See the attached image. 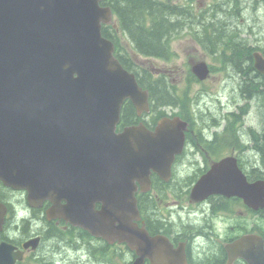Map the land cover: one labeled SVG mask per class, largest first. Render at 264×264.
Wrapping results in <instances>:
<instances>
[{
  "label": "water",
  "instance_id": "1",
  "mask_svg": "<svg viewBox=\"0 0 264 264\" xmlns=\"http://www.w3.org/2000/svg\"><path fill=\"white\" fill-rule=\"evenodd\" d=\"M98 1L0 0V181L27 189L30 202L39 203L58 190L71 197L76 209L101 184L103 208L111 211L116 174L127 188L123 206L129 205L134 198L128 176L139 177L141 170L146 175L151 168L168 172L180 149L173 145L164 150L167 156L155 154L153 140L164 135L175 144L182 136L165 123L153 134L137 127L114 132L123 99L145 109L147 93L112 56L111 42L101 37L100 20L107 21L110 10ZM254 55L264 72V59ZM194 71L203 78L208 70L200 62ZM79 144L84 146L80 155ZM216 171L213 167L204 175L193 193H233L230 182L223 180L230 174L217 176ZM238 179L234 192L249 199L254 209L262 207L264 183ZM56 209L51 214H60ZM4 213L0 203V223ZM134 231L125 224L124 238L130 244L136 243ZM232 247L246 257V237L227 246L229 251ZM6 248L0 244V253ZM262 251L254 245L249 264H264Z\"/></svg>",
  "mask_w": 264,
  "mask_h": 264
},
{
  "label": "flooded vegetation",
  "instance_id": "2",
  "mask_svg": "<svg viewBox=\"0 0 264 264\" xmlns=\"http://www.w3.org/2000/svg\"><path fill=\"white\" fill-rule=\"evenodd\" d=\"M237 1L239 11L246 12L244 0ZM232 2L220 0L216 11L217 20H222L217 25L220 32L216 41L228 46L234 40L227 33L228 30L232 33L233 25L223 20L229 17ZM212 58L221 63L217 67L219 75L224 74L216 95H207L199 101L204 88L196 91L195 104L189 102L185 112L187 125L182 151L172 161L170 179L165 181L151 172L148 191L139 192L138 196V225L150 236L160 237L165 245L169 243L173 252L164 246L162 256L145 257L141 264H247L238 257L230 258L225 245L252 233L257 215L263 219V229L257 228V233L264 241V209L255 214L236 195H210L204 200L190 197L197 179L223 158L234 159L248 183L264 180V146L255 144L264 143V135H259L264 121L258 110L264 105V75L253 69L251 56H244L249 62L242 64L234 55L223 52ZM239 67L249 74L246 88L236 77ZM239 86L243 87L241 92ZM258 89L262 93L260 98ZM167 107L166 115L172 116ZM132 109V120L123 111V126L143 124L150 131L155 130L161 117L157 109L143 115ZM231 165L228 162V167ZM26 204L30 213L22 215L20 223L14 222L10 228L11 216H6L0 229V242H7L20 252L14 264H133L138 257L135 250L122 242L109 243L61 217H48L47 206L35 208Z\"/></svg>",
  "mask_w": 264,
  "mask_h": 264
},
{
  "label": "trees",
  "instance_id": "3",
  "mask_svg": "<svg viewBox=\"0 0 264 264\" xmlns=\"http://www.w3.org/2000/svg\"><path fill=\"white\" fill-rule=\"evenodd\" d=\"M234 4H237V0H233ZM256 1V0H254ZM262 4V7H257L252 11V14L259 15L264 9V0H257ZM247 1H243V8H246ZM106 5H109L114 12L117 23L120 25V29L126 33L129 41L132 44L133 49L143 56H166L169 54L168 41L176 33L180 31L183 27L182 25L188 22L198 23L201 22L204 28H211L213 30H218V23L222 20H217L214 15V8H211L210 14L205 17L202 13L192 14L189 8H181L175 4L164 2L161 0H105ZM231 11V15L227 19L228 23H234L237 25L239 20L242 19L243 15L238 9ZM203 14V17L200 16ZM256 22V21H254ZM241 25V24H240ZM247 22L243 21L242 26L246 27ZM105 32V31H104ZM261 32L258 30L250 31V35L254 36V39H260ZM249 39L246 37L242 41H238L232 47V54L240 60L239 64L247 63V59L244 56L251 54V49L246 45ZM120 50V48H119ZM117 51V57L121 61L124 67L128 70H132L138 76L141 85H143L149 92L150 100L153 102L154 108L158 105L164 103H174L176 98L172 92H169L166 88V82L162 78H154L147 73L139 69L133 64L128 54H122V52ZM119 52V53H118ZM126 58V59H125ZM249 62V61H248ZM148 71V70H147ZM142 72V73H141ZM236 77L241 80L246 88L248 84L249 74L247 75L244 70L239 67L236 70ZM240 87V92L243 87ZM261 91V90H259ZM258 91V92H259ZM246 92V90H245ZM258 97L262 96V93L257 94ZM177 101L182 103V95L177 96ZM259 116L261 121H264V105L258 108ZM125 117L132 120L133 109L130 104L125 105L124 108ZM259 135H264V126L259 133ZM259 146H264V143L255 142ZM264 150V149H263ZM264 163V156L262 157ZM0 200L13 203L10 196H8L7 189L3 188L0 183ZM11 200V201H10ZM11 213H13L11 211Z\"/></svg>",
  "mask_w": 264,
  "mask_h": 264
},
{
  "label": "rangeland",
  "instance_id": "4",
  "mask_svg": "<svg viewBox=\"0 0 264 264\" xmlns=\"http://www.w3.org/2000/svg\"><path fill=\"white\" fill-rule=\"evenodd\" d=\"M245 1H247L246 2V5H245L246 9L249 10V11H251V12L255 9V8H253L255 5L257 7H259V6L262 7V4L259 3L257 0L256 1H254V0H245ZM259 15L258 16L255 15L256 16L255 18H256L257 21L256 22H252V26L256 30H258L260 32L263 31V33H264V17L262 16L260 18ZM245 31L246 32H250L251 31V28H250L249 25L245 27ZM173 46L175 47V49L177 51V57L171 63L172 66H174L172 73H173L174 78L178 80V76L180 77V76H183L184 75V73L181 70V68H183V67L186 66V64H185L186 62H185V59H184V54L185 53L187 55L188 54H191L193 52V50H191V47H190L191 46V43H189L186 39H181L180 41L174 42ZM196 54L197 55H194V57H198L200 53H196ZM155 64H157L160 67H162V64L163 63H161V62H155ZM215 81H216V83L214 82V80L208 81V82L205 83V85L210 88V93H214L217 90V88H219V86H220V81L221 80L219 81L217 79V77H216ZM176 83H177V85H178L179 88H181L184 85L183 80H178V81H176ZM200 87H201V85H198V88H200ZM194 88H196V87L194 86ZM243 109L246 110L245 108H243ZM243 130L244 131L246 130V127L245 126H243ZM13 195L14 196L16 195L17 197H20V195L17 194V193H14ZM18 199H21V197L18 198Z\"/></svg>",
  "mask_w": 264,
  "mask_h": 264
},
{
  "label": "bare ground",
  "instance_id": "5",
  "mask_svg": "<svg viewBox=\"0 0 264 264\" xmlns=\"http://www.w3.org/2000/svg\"><path fill=\"white\" fill-rule=\"evenodd\" d=\"M253 85V84H252ZM259 88V87H258ZM259 90V89H258ZM260 92V91H259ZM257 138V137H256ZM260 138V137H259ZM259 143H261V141H258ZM24 218V217H23ZM20 220H22V218H21V216H18V215H16V214H14V215H11V218H10V221H9V223H8V225H9V227L11 228V226H12V224L14 223V222H16V223H20L21 221Z\"/></svg>",
  "mask_w": 264,
  "mask_h": 264
}]
</instances>
